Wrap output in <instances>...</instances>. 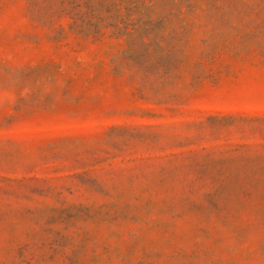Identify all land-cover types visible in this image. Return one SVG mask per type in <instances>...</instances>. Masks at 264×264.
Listing matches in <instances>:
<instances>
[{"label": "rangeland", "instance_id": "rangeland-1", "mask_svg": "<svg viewBox=\"0 0 264 264\" xmlns=\"http://www.w3.org/2000/svg\"><path fill=\"white\" fill-rule=\"evenodd\" d=\"M0 264H264V0H0Z\"/></svg>", "mask_w": 264, "mask_h": 264}]
</instances>
